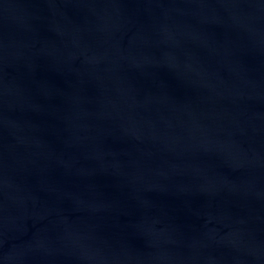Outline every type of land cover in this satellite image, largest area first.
I'll use <instances>...</instances> for the list:
<instances>
[{
	"label": "water",
	"instance_id": "1",
	"mask_svg": "<svg viewBox=\"0 0 264 264\" xmlns=\"http://www.w3.org/2000/svg\"><path fill=\"white\" fill-rule=\"evenodd\" d=\"M0 264H264V0H0Z\"/></svg>",
	"mask_w": 264,
	"mask_h": 264
}]
</instances>
